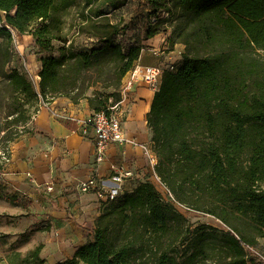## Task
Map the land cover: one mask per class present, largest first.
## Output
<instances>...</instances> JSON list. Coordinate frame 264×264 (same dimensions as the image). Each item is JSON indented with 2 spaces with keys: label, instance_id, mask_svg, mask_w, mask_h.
I'll return each instance as SVG.
<instances>
[{
  "label": "trees",
  "instance_id": "16d2710c",
  "mask_svg": "<svg viewBox=\"0 0 264 264\" xmlns=\"http://www.w3.org/2000/svg\"><path fill=\"white\" fill-rule=\"evenodd\" d=\"M75 2L0 0V76L13 95L23 97H13L10 114L17 117L6 129L20 122V134L29 132L30 111L36 115L48 98L86 100L95 112L110 98L119 102L118 90L136 66L142 42L170 30L169 47L181 44L184 51L179 63L163 70L147 114L153 171L175 201L222 227L192 228L145 179L101 201L91 238L56 264H261L255 256L248 259L244 247L260 248L264 239V0H147L142 39L126 50L115 41L121 19L111 15L127 0H83L76 33L91 35L99 46L75 52L69 41L57 57H41L38 93L14 69L4 74L12 59L6 26L48 51L53 41L65 43L55 14ZM98 83L112 92L88 95ZM20 134L9 132L6 144ZM23 198L0 185V200L26 208ZM43 247L25 254L12 250L3 259L47 264Z\"/></svg>",
  "mask_w": 264,
  "mask_h": 264
},
{
  "label": "crops",
  "instance_id": "0c3cea01",
  "mask_svg": "<svg viewBox=\"0 0 264 264\" xmlns=\"http://www.w3.org/2000/svg\"><path fill=\"white\" fill-rule=\"evenodd\" d=\"M169 36L170 30L143 41L144 48L136 66L167 69L173 66L169 62L179 63L184 47L181 44L169 47ZM129 78L128 73L122 81L127 82ZM155 91L140 79L132 83L121 105L127 109L125 119L129 131L139 144H113L108 147L104 161L97 164L91 141L79 134L76 123L92 112L88 102L81 100L74 104L68 98L59 97L40 105L31 127H26L29 132L10 143V161L0 176V185L6 193L18 194L29 202L22 208L0 200V215L24 219L29 215L28 226L33 222L37 226L43 223L52 233L50 238L45 237L41 228L30 227L37 231L30 236L24 253L42 243L41 257L47 264H56L71 258L91 238L89 232L100 214L101 200L91 192H79L76 187L80 181L94 174L108 179L111 165L136 174L135 180L124 181L126 191H131L136 182L149 179L156 160L150 162L143 146L151 148L146 118ZM48 185L52 186L51 191L47 190ZM259 247L264 251V239L260 240ZM12 250L21 252L18 249L9 252Z\"/></svg>",
  "mask_w": 264,
  "mask_h": 264
},
{
  "label": "rangeland",
  "instance_id": "374dc122",
  "mask_svg": "<svg viewBox=\"0 0 264 264\" xmlns=\"http://www.w3.org/2000/svg\"><path fill=\"white\" fill-rule=\"evenodd\" d=\"M59 0H57L58 2ZM58 7H60L58 5ZM84 10L83 0H76V2L69 7L66 10H60L57 14H55V18L59 19L60 25L64 28V33H66L65 36V43L58 41L52 42V47L48 51H42L40 50L36 44L34 38H30L27 35L24 36H18V50L22 52V60L25 65V72L24 73V79L27 81V83L30 85L32 91L34 93H38V82L39 80H35V76H38V72L41 67L40 58L51 54L53 56L59 55V49L61 47L66 48L69 41H71V47L72 50L75 52H80L85 49H89L94 46H99L97 42H95L91 35L88 34H78L77 26L82 20V12ZM148 13V7L146 4V0H127V3L124 7H122L119 11L116 13H113L111 15L112 21H117L118 19H121V28L123 29L119 35L115 37L116 43L120 44L123 50H126L130 45H133L135 43H139L142 39V32L144 30L143 25L146 21ZM167 25H164L163 28H166ZM162 34V33H160ZM159 34V35H160ZM2 43V39H0V44ZM21 46V47H20ZM16 48V49H17ZM264 54V53H261ZM173 63L172 65H176L177 62H169ZM15 64L17 66L22 64L21 60H15ZM1 71V69H0ZM9 69L5 68L3 69L4 74H8ZM154 90L153 88H151ZM93 91H101L103 93H111L112 90L110 89H103L102 84L98 83L92 86L89 91L88 95H90ZM13 97H20L23 99L22 96L12 94L11 89L8 87L7 80L3 79L0 76V147L4 148L7 145L5 141L6 135L11 132L12 135H15V133H21L23 130L22 125L20 122H17L15 125H13L11 128H9L10 131H8L6 128L9 126V123L12 122V120L17 117V114L11 115V105L14 102ZM47 100L50 101V98ZM31 110V118L26 124L27 128L31 127V123L33 121ZM10 127V126H9ZM152 152V151H151ZM153 156L154 153L152 152ZM149 180L151 183L155 184V173H151L149 175ZM148 180V181H149ZM157 187V185L155 184ZM24 198L21 199V203H24ZM182 213L188 223L193 227L200 225V224H210L216 227L221 228L222 225L214 220L213 218L202 215L200 213H193L190 211H179ZM31 222V219L28 216H26V219H24L23 216H13L9 217L5 214L0 215V264H7L3 258L9 253L11 249H18L20 250L22 254L24 253V250L28 248V243L30 242V236L37 231L36 229L41 228V231L44 232V236L47 235V237L50 238L52 233L48 229V227L45 226V224H40L37 226V222H33L28 226V222ZM35 221V220H34ZM37 227L36 229L32 230L30 227ZM46 237V236H45ZM1 259H3L1 261ZM51 264V263H48Z\"/></svg>",
  "mask_w": 264,
  "mask_h": 264
},
{
  "label": "built area",
  "instance_id": "2783aa9c",
  "mask_svg": "<svg viewBox=\"0 0 264 264\" xmlns=\"http://www.w3.org/2000/svg\"><path fill=\"white\" fill-rule=\"evenodd\" d=\"M6 27L12 36V59L10 63L7 64L6 68L9 70L14 69L19 75L24 76L23 72H25V65L22 60V52L17 48L19 34L10 27ZM16 59L21 60L22 64L17 66L15 64ZM163 70L164 69L161 67L135 66L129 72V80L127 82L122 81L121 83L118 90L120 96L119 102H114L113 99L110 98L104 109L98 112L92 111L86 119L76 121L79 134L82 137L89 139L93 145L95 164L104 161L108 147L113 144H139L129 131L127 120L125 119L127 109L126 107H123L121 103L132 86V83L136 80L140 79L150 86V88L157 90ZM33 118H35V115ZM143 149L150 162L153 163L155 161V156H153L151 148L143 146ZM9 161V145L4 148L0 147V176L4 172ZM110 170L111 176L108 179L99 178L94 174L85 180L80 181L76 189L81 193L91 192L101 201L113 200L119 197L124 191H126L123 185L124 181L135 180L136 174L132 170L125 169L118 165H111ZM155 182L157 185V187H155L160 192L163 200L170 202L178 211H188L183 205L174 200L170 192L160 182V179L156 175ZM110 184H113V186H110ZM51 189L52 186L48 185L47 190L51 191ZM244 249L248 259L254 258L255 256L261 264H264V251L259 248H250L248 246H245ZM248 264H250V262Z\"/></svg>",
  "mask_w": 264,
  "mask_h": 264
},
{
  "label": "bare ground",
  "instance_id": "6f19581e",
  "mask_svg": "<svg viewBox=\"0 0 264 264\" xmlns=\"http://www.w3.org/2000/svg\"><path fill=\"white\" fill-rule=\"evenodd\" d=\"M21 47V46H20ZM39 79V77L38 76H35V80H38Z\"/></svg>",
  "mask_w": 264,
  "mask_h": 264
}]
</instances>
